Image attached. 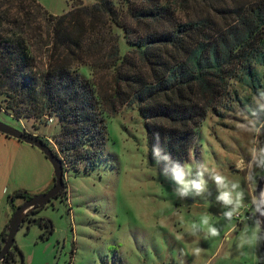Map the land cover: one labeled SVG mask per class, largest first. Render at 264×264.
Listing matches in <instances>:
<instances>
[{
	"label": "trees",
	"instance_id": "16d2710c",
	"mask_svg": "<svg viewBox=\"0 0 264 264\" xmlns=\"http://www.w3.org/2000/svg\"><path fill=\"white\" fill-rule=\"evenodd\" d=\"M241 89L264 94V0H76L62 14L40 0H0L1 106L45 124L58 119V148L41 137L65 171L96 165L107 117L137 103L153 153L181 176L209 110L223 116L229 93ZM7 235L6 227L0 249ZM20 262L24 252L14 245L0 264Z\"/></svg>",
	"mask_w": 264,
	"mask_h": 264
},
{
	"label": "rangeland",
	"instance_id": "374dc122",
	"mask_svg": "<svg viewBox=\"0 0 264 264\" xmlns=\"http://www.w3.org/2000/svg\"><path fill=\"white\" fill-rule=\"evenodd\" d=\"M40 1L50 12L62 14L76 0ZM117 31L125 51L130 46L123 29ZM80 71L93 75L89 65ZM231 87H239L236 79ZM228 96L223 116L210 109L197 128L182 182L153 153L137 103L109 115V138L97 164L81 161L80 169L66 170L67 191L29 214L18 230L15 245L24 252L23 264H264L258 220L240 222L227 215L244 214L252 202L257 210L255 188L264 169L254 166L256 160L264 163V94L241 89ZM1 104L0 98L1 120L47 137L58 148L57 118L45 124L17 117ZM48 166L53 176V164L40 147L0 131V236L24 201L13 198L14 193L37 194L52 187L44 186ZM217 176L223 181L218 183ZM226 193L230 203L222 198ZM41 219L52 221L50 234L42 221L36 222Z\"/></svg>",
	"mask_w": 264,
	"mask_h": 264
},
{
	"label": "water",
	"instance_id": "95a60500",
	"mask_svg": "<svg viewBox=\"0 0 264 264\" xmlns=\"http://www.w3.org/2000/svg\"><path fill=\"white\" fill-rule=\"evenodd\" d=\"M0 131L15 136L19 139L27 141L29 143L35 144L40 147L45 154L47 155L48 159L51 161L54 167L53 175L55 177V182L48 190L32 194L30 198L24 200L20 205L16 207L10 222L7 225L8 235L0 249V262L6 257L12 247L15 245L16 241V234L20 229L21 225L24 223L28 215L36 209L44 207L49 201H51L54 197L58 196L61 191L66 186L65 180V167L63 159L57 154L52 146L48 144L42 137L39 135H34L28 133L20 128H17L3 120L0 119ZM262 145L264 150V130L262 133ZM255 195L257 197V215H258V222L264 231V174L260 176L258 184L255 188ZM41 220H36V222H41ZM53 226V224L51 225ZM52 230L48 231L50 234ZM64 246V242H61L58 256L56 259V263L58 258L62 252V248Z\"/></svg>",
	"mask_w": 264,
	"mask_h": 264
},
{
	"label": "built area",
	"instance_id": "2783aa9c",
	"mask_svg": "<svg viewBox=\"0 0 264 264\" xmlns=\"http://www.w3.org/2000/svg\"><path fill=\"white\" fill-rule=\"evenodd\" d=\"M49 120L52 121L53 117H50ZM254 205H255V203H252L251 205H249L247 207L246 211L244 212V214L242 212H240V211L235 212V213H233L231 211H228L227 215L234 216V217L238 218L240 220V222L245 220V218L257 219L258 220L257 211L254 210V208H253Z\"/></svg>",
	"mask_w": 264,
	"mask_h": 264
},
{
	"label": "clouds",
	"instance_id": "9594fccd",
	"mask_svg": "<svg viewBox=\"0 0 264 264\" xmlns=\"http://www.w3.org/2000/svg\"><path fill=\"white\" fill-rule=\"evenodd\" d=\"M262 107H264V106H262ZM177 179L181 180V182H182V177H181L180 175H177ZM216 179H217V182L219 183V182H222L224 178H223V177H220V176H217ZM187 187H188L187 184H185V185H184V189H183V191H184L185 193L187 192ZM196 187H200V185H196ZM222 198L225 199L226 202H229V203L231 202V201L228 199V194H227V193L224 194V196H223ZM211 231H212V234H213V235L216 234V232H215L214 229H212ZM194 252H195L196 255H199V253H200V249L197 248V249L194 250Z\"/></svg>",
	"mask_w": 264,
	"mask_h": 264
},
{
	"label": "crops",
	"instance_id": "0c3cea01",
	"mask_svg": "<svg viewBox=\"0 0 264 264\" xmlns=\"http://www.w3.org/2000/svg\"><path fill=\"white\" fill-rule=\"evenodd\" d=\"M50 171H51V168L49 170V166H48V175H49V177L45 181V184L46 185H44V186H47V188H49L52 184H54V179H55L54 175L52 176ZM42 188H43V186L41 187V190H42ZM144 263L146 264L147 261L145 260ZM115 264H118V263H115ZM120 264H130V263L127 262V261H125V260H121V263Z\"/></svg>",
	"mask_w": 264,
	"mask_h": 264
},
{
	"label": "flooded vegetation",
	"instance_id": "af4514ba",
	"mask_svg": "<svg viewBox=\"0 0 264 264\" xmlns=\"http://www.w3.org/2000/svg\"><path fill=\"white\" fill-rule=\"evenodd\" d=\"M263 130H264V123H263L262 128H261V150H262V153L264 154L263 145H262V133H263ZM254 167L256 168V170H259L260 168L264 169V163H263V161L262 160H256ZM263 174H264V172L263 173H260L259 174V178ZM36 210H38V209H36ZM36 210H34L33 212H35ZM33 212H31V213H33ZM28 217H29V215H28Z\"/></svg>",
	"mask_w": 264,
	"mask_h": 264
}]
</instances>
